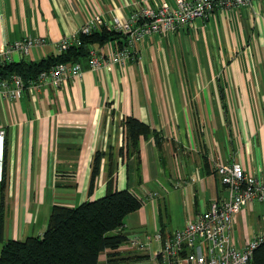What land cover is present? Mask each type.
I'll list each match as a JSON object with an SVG mask.
<instances>
[{
  "label": "crops",
  "instance_id": "1",
  "mask_svg": "<svg viewBox=\"0 0 264 264\" xmlns=\"http://www.w3.org/2000/svg\"><path fill=\"white\" fill-rule=\"evenodd\" d=\"M161 2L175 5V0H0V45L44 37L45 46L26 56L13 54V61H39L57 54L56 44L95 14L124 18L140 3ZM107 42L93 45L106 53ZM136 55L124 65L96 69L85 58L81 77L58 88L42 86L12 101L0 97L2 244L42 235L53 205L74 207L103 196L110 176L114 189L142 199L120 229L144 240L183 226L227 196L214 161L264 173V0L215 9L179 31L146 36ZM126 116L158 132L161 146L150 135L140 138L138 152L126 151ZM97 151L98 173L89 193ZM263 229L264 202H248L233 217L237 246ZM123 249L134 252L119 246L118 258L129 255ZM134 255L118 264L142 259ZM106 261L104 251L99 264Z\"/></svg>",
  "mask_w": 264,
  "mask_h": 264
},
{
  "label": "built area",
  "instance_id": "2",
  "mask_svg": "<svg viewBox=\"0 0 264 264\" xmlns=\"http://www.w3.org/2000/svg\"><path fill=\"white\" fill-rule=\"evenodd\" d=\"M258 0H175L171 6L161 2L153 7L140 3L124 18L106 19L95 14L86 20L78 33L62 38L56 47L59 51L79 44V35H89L105 27L124 35L123 42L109 40L107 52L91 45L88 50L90 69L110 67L113 62L121 65L134 60L137 45L152 34L176 32L191 25L196 18H206L215 9L232 10L251 5ZM44 37L25 36L0 45V64L13 61V54L28 55L33 47L45 46ZM83 73L80 62H60L37 76L24 80L18 73L0 78V97L16 100L25 93L33 94L42 86L58 88L68 78H79ZM4 130L0 128V158L3 149ZM213 170L227 190V196L214 199L208 209L202 210L196 219L183 226L147 235L144 240L137 234L127 235L131 248L144 250L151 244L152 257L158 264H254L252 253L264 242V229L255 233L242 246L233 241V217L243 205L252 201L264 202V173L261 176L248 174L239 163L214 161Z\"/></svg>",
  "mask_w": 264,
  "mask_h": 264
},
{
  "label": "trees",
  "instance_id": "3",
  "mask_svg": "<svg viewBox=\"0 0 264 264\" xmlns=\"http://www.w3.org/2000/svg\"><path fill=\"white\" fill-rule=\"evenodd\" d=\"M79 44L70 45L57 54L39 61H12L0 64V78L13 73L24 80L37 76L41 71L60 62H80L88 58L89 47L109 40L123 42L124 35L105 27L89 35H79ZM125 133V149L139 151V140L150 135L161 146L158 132L133 116L122 120ZM100 152L92 160L88 192L93 189L98 173ZM103 196L86 200L74 207L53 205L42 235L24 239H7L0 248V264H99V256L107 251V263L118 264L119 246L126 242L127 234L120 229L124 218L142 206V199L128 189H114L110 176ZM3 228V210L0 208V238ZM254 264H264V242L252 253Z\"/></svg>",
  "mask_w": 264,
  "mask_h": 264
},
{
  "label": "rangeland",
  "instance_id": "4",
  "mask_svg": "<svg viewBox=\"0 0 264 264\" xmlns=\"http://www.w3.org/2000/svg\"><path fill=\"white\" fill-rule=\"evenodd\" d=\"M47 220H48V218H47ZM3 221H6V216H5V213L3 212ZM40 223L41 222H39L38 224H36V233L39 231V229H37V227L40 225ZM3 224H4V222H3ZM43 226H41V227H43L44 228V230H45V228H46V225H47V222H45V224L43 223L42 224ZM172 227H174L173 225H172ZM29 235H32V234H29ZM35 235H37V234H34V236ZM27 236H24V238H26ZM140 239L141 240H143V238L140 236ZM235 243V242H234ZM1 246H2V242H1V240H0V248H1ZM130 245L129 244H127L126 242H124V243H122L121 245H120V247L121 248H127V247H129ZM154 247V245L153 244H151L150 245V248L152 249ZM131 248V247H130ZM131 250H133L135 253H137V254H139V255H142V256H140V257H138V258H142L141 260H139V261H132V262H130L129 264H158V261L156 260V259H154L153 257H152V253H151V250L150 251H147L148 253H146V252H144L143 250H136V249H134V248H132ZM134 252H132V251H127V249H123L122 251H121V253L123 254V255H128V256H125V257H123L122 259H120V260H133V256H135L134 255ZM149 255L148 257L146 256V255ZM123 264V263H122Z\"/></svg>",
  "mask_w": 264,
  "mask_h": 264
}]
</instances>
